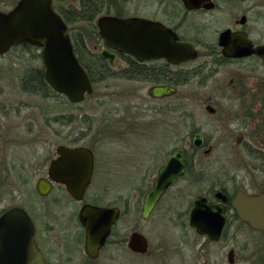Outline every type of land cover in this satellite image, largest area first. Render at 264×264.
<instances>
[{"label":"rangeland","instance_id":"374dc122","mask_svg":"<svg viewBox=\"0 0 264 264\" xmlns=\"http://www.w3.org/2000/svg\"><path fill=\"white\" fill-rule=\"evenodd\" d=\"M18 1L0 0V11L11 10ZM103 1L106 6L95 17L93 24L98 17L106 14L143 16L148 13L146 0ZM67 2L71 3L70 0ZM217 2L219 4L217 10L199 19L197 27L203 39L215 42L221 31L233 27L235 19L239 20L241 16H245L246 23L243 28L250 38L264 42V0H217ZM73 5L76 6L77 3ZM69 32L80 33L92 51L100 50L96 29L89 24L74 22L69 26ZM94 47L97 48L93 49ZM38 56V50L28 51L24 47L6 54L0 59V81L7 86L13 85L18 83L16 78L22 70L41 68L42 60ZM122 64L117 62L116 65ZM230 68L222 67V75L217 77V81L227 83L229 79L224 73L230 72ZM248 75V81L255 83L256 73ZM196 82L197 80H194L180 88L179 95L207 97L209 90L199 88ZM148 86L145 82H128L121 78L108 77L94 84L93 92L79 104H72L61 95L50 99L23 95L24 113L39 116V144L38 146L36 144L37 151L34 153L29 151L32 145L31 134L27 133L24 125L22 126L24 140L22 154L26 163L28 162L26 159L29 160V166L32 158L36 157L40 163H43L53 146L67 144V134L71 132L72 139L82 138L83 141L79 145L92 146L97 156L96 180L90 187L89 194L92 195H89L87 200L98 205L116 204L118 200L122 202L123 199L129 198L135 200L134 213L128 214L126 210L108 236L99 258L93 261L85 256L82 244L73 248L71 237L66 235L68 231H73L71 236L80 231L78 222L73 218L74 212H78L79 209L77 204L70 203L68 196L60 187L55 188L49 197L40 199L38 213L42 220L40 230L46 231L48 229L46 222L52 221L53 218L55 225L66 228V238L60 240L56 236V242L64 252L63 258L62 256L59 258L60 264H197L204 259L203 255L209 259V264H217L215 259L218 261L219 257L226 258L228 249L224 247L223 242L218 245L205 243L196 237L183 221L182 211L187 208L192 195L200 189H205L210 182L204 180L202 175L197 176L198 179L193 181L195 185L189 184L190 176L183 179L164 196L147 220L141 217L142 200L148 189V178L150 174L156 172L162 161L163 156L160 159L158 149L166 146V150H172L177 142L174 140L179 137L180 131L184 135L185 144L193 140L192 136L187 135L192 123L189 117L191 107H186L187 114L184 113L181 126H177L175 122V112L152 115L148 109L149 105L158 108L162 105L159 102H148ZM26 105L29 109H26ZM198 106V110L194 113L200 122L211 123L214 119L209 116L205 105ZM236 115V119L232 118L225 123L232 130L236 125L234 122L240 120L241 113L237 112ZM53 116L56 117L55 121L49 119ZM218 118L219 115L215 119ZM155 126L156 128H152ZM223 130L222 128L220 133L208 138L215 149L209 156L199 152L197 170L216 165L221 168L222 174L219 176H223L225 168L229 176L236 181L235 185L244 182L250 190L257 181H260V177L255 171L257 163L251 160L254 154H249L244 143L248 141L255 144L258 128L253 125L243 137H240L239 132L236 131L226 135ZM23 196L25 203V200L29 199L25 189ZM237 230L243 232V238L247 239L249 244L257 245L259 238L257 234L244 227H238ZM133 232H139L147 239L148 250L145 254H135L128 249L127 242ZM237 257V263L240 264L241 254ZM225 264H227L226 260Z\"/></svg>","mask_w":264,"mask_h":264},{"label":"flooded vegetation","instance_id":"af4514ba","mask_svg":"<svg viewBox=\"0 0 264 264\" xmlns=\"http://www.w3.org/2000/svg\"><path fill=\"white\" fill-rule=\"evenodd\" d=\"M211 1L214 3V8L208 10L205 8H195L196 0H146V8L148 9L147 15H104L117 18H141L161 24L176 36V42L190 44L197 51L196 57L186 62L174 63L166 58H155L140 62L134 56L122 53L107 45L98 33V28L96 26L97 20L95 24L92 23V27L96 29L100 50L98 52L92 51L86 44L85 40H83L82 43L84 49H86L89 54H96L105 61L107 63V68L113 73L118 74L121 72H129L133 74V72L139 71L146 74L144 79L132 76V78L123 80L128 82H145L149 85L147 89L148 102H159L162 105V107L158 108L155 105L152 106L150 104L148 109L152 115H160L165 112H175V122L177 126H181L184 113L187 114L186 107H191L190 116H188L191 117L190 121H192V123L187 135L193 137L192 142L187 141L185 144L183 141L184 135H182V132L180 131L178 133L180 138L177 137V139L174 140L177 142L172 150H166V146H161L160 149H158V154L161 155L160 159L163 156L162 161L156 169V172L150 174V177L148 178V189L144 193V196L152 187L159 168L166 163L171 155L176 152H181L184 174L175 184L167 188L158 204L164 196L183 179L190 176L189 179L191 182L189 184L195 185V182L193 181H195L197 176L202 175L203 179L205 178L204 180H210V182L207 183L205 189H200L192 195V199L187 208L182 211L184 217L183 221H185L184 223H186V227L205 243L218 245L223 242L225 244L224 247L228 249L226 252V258L223 259V257H219L218 261L215 259V263L217 264H225V260L227 264H238L237 255L240 254V264H264V231L252 229L247 223L240 220L233 207V201L240 192L246 196H257L264 190V57L257 54L242 57H225L222 54V48L218 45L219 35L215 42H209L202 38L203 35H201L197 27L200 17H204L206 14L214 12L219 7L217 0ZM70 2L71 3L69 4L67 0H64V7L69 11L78 7H83L84 3H91L92 7L100 8L101 11L106 6L105 1L103 0H70ZM73 3H77V5H73ZM243 17L245 18L246 23V17L241 16L239 20H234L233 27L226 29H230L234 33L245 32L254 48L264 45V42L254 41L250 38L248 32L243 28L245 23L243 25L239 23ZM70 25L71 24H66V33L69 35L73 46L72 35L77 33L81 36V34L78 32H69ZM19 47L27 48L28 51L30 49L38 50L40 55L39 58L42 60L41 48L27 43L12 47L9 51L0 55V59L5 57L6 54L16 51ZM97 47H94L93 49H96ZM103 49L108 50L114 55L113 64H110L100 56V52ZM117 62L123 64L117 66ZM222 67H231L230 72H227L226 74L224 73V75H227L225 77H228L229 79L227 83L217 81V77L222 75ZM40 71H43L44 76L45 68L43 63L41 68L33 67L25 71L22 70L16 78L18 83L13 85L8 84L9 87L7 84L0 81V217L11 209H22L33 224L34 233L32 235V240L39 249L45 263L60 264L61 260H59V258L60 256L63 258L64 252L63 250L61 251L60 245L58 246L56 236H58L60 240L66 238V235L67 237H71V246L74 248L78 244H82L84 251L85 232L79 221V214L84 206L114 207L119 209V217L111 229L110 236L113 228L123 217L126 210L128 214L134 213L135 200L134 198H129L128 200L123 199L122 202L118 200L116 204L108 205H98L97 203L87 200L88 196L92 195V193L89 194L90 187L96 180V172L98 169L97 156L92 146L79 145L83 141L82 138L78 137V139H72L70 135L71 132L67 134L68 143L58 145L57 147L53 146V149L49 152V156L43 161V163H40L36 157L32 158L30 166L28 165V159H26V161H28L27 163L24 161L25 158L22 154L24 153L22 126L24 125L27 133L31 134L32 145L30 147L28 145V147L29 151L34 153L37 151V146L39 144V116L38 114L29 115V113H24L23 108L25 103L23 95L41 96L44 99L55 97V92L46 82L45 76V83L51 90H40L38 82ZM253 72L256 73L255 83L248 81V74H252ZM194 80H197L196 84L199 88L209 90L207 97H183L179 95V89L188 85L190 82H194ZM156 86H168L175 89V92L167 96L151 97L148 94V90ZM198 105H205L206 111L209 116L214 119V122H200L196 113H194V111L198 110ZM26 109H29L28 105H26ZM237 112L241 113V117H239L240 120L234 122L236 125L232 130L228 128L225 123L231 121L232 118L236 119ZM218 115L219 118L215 119ZM55 118L56 117L53 116L49 119L55 121ZM253 125L258 128V138L255 144L252 142L248 143L247 141L244 143V146L247 148L250 155L254 154V156L251 157V160L257 163L255 171L260 177V181H257L250 190L244 182L235 185L236 181L229 176L230 174L225 168L223 169V176H219L222 174L220 170L221 168L216 165H213L210 168L199 167L200 169L197 170L199 152H202V155L204 156H209L215 149L211 144V141L208 139L209 137L220 133L222 128L226 135H229L232 131H236L239 132L238 135L240 137H243L244 133L246 134L252 129ZM161 126L162 124L160 127ZM152 128H156V126ZM197 136L201 137L199 146L194 145V140ZM28 141L29 140H27V142ZM59 146L67 148L82 147L89 149L93 154L94 162L91 181L81 201L74 200L67 193L65 186L54 181L50 176L51 164L59 157L57 153V148ZM210 172H213V174ZM214 172L218 173L215 174ZM40 181L50 185V190L46 196H40L38 193L37 186ZM59 187L62 188L68 196V201L77 204L79 207L78 212H74L73 218L75 222H78V229L80 231L75 232L74 236H71L73 231H68L66 234V228L60 227L61 225H55L54 218L52 221L49 220L48 223L46 222V225H48L46 231L43 229L40 230V223L42 220L38 214L39 200L49 197L55 188ZM24 189L26 195L29 197L28 200H25V203L23 196ZM200 198L202 199L205 208L210 207L209 211H206L207 214L209 212L214 217H220L224 221L220 235L217 239L198 234L196 229L190 225L191 211L195 206V202ZM52 216H54V213ZM238 227H244L257 234L259 237L258 242L256 243L257 245L249 244L247 239L243 238V232H238ZM212 235L214 234L212 233ZM107 238L104 245L106 244ZM225 248H223V251ZM68 250L71 251L69 248ZM101 251L102 249L100 250V253ZM203 257L204 259L197 264H209V259L205 255H203Z\"/></svg>","mask_w":264,"mask_h":264},{"label":"water","instance_id":"95a60500","mask_svg":"<svg viewBox=\"0 0 264 264\" xmlns=\"http://www.w3.org/2000/svg\"><path fill=\"white\" fill-rule=\"evenodd\" d=\"M195 8H214L211 0H196ZM239 23L243 25V17ZM96 26L100 37L122 53L134 56L142 62L166 58L174 63L194 59L197 51L190 44L176 42V36L159 23L141 18H117L102 16ZM62 17L54 10L53 0H19L8 12L0 11V55L22 43L41 48L44 76L52 90L64 96L70 103L79 104L93 92V84L80 65ZM218 45L225 57H242L257 54L264 57V45L254 48L245 32H220ZM100 56L110 64L114 55L103 49ZM175 92L168 86H156L148 90L151 97L167 96ZM197 136L194 145L199 146ZM59 157L52 162L50 176L65 186L76 201L83 199L93 172V154L86 148H57ZM184 174L182 153L171 155L158 170L152 187L142 200L141 217L147 220L161 197ZM38 193L46 196L50 185L39 182ZM240 220L252 229L264 231V190L257 196L239 193L233 201ZM205 208L202 199L195 202L190 214V225L202 236L217 239L224 221L214 217ZM119 217L114 207L84 206L79 221L84 228V251L90 260L99 258L106 238ZM34 227L22 209H11L0 217V264H46L32 240ZM212 233L214 235H212ZM128 249L135 254H145L147 239L139 232L131 233Z\"/></svg>","mask_w":264,"mask_h":264},{"label":"trees","instance_id":"16d2710c","mask_svg":"<svg viewBox=\"0 0 264 264\" xmlns=\"http://www.w3.org/2000/svg\"><path fill=\"white\" fill-rule=\"evenodd\" d=\"M53 8L54 10L62 17L66 24H72L74 22H85L92 26V23L95 17L101 12L100 8L92 7L91 3H84L83 7H78L71 11L66 10L64 7V0H53ZM73 37V51L83 69L87 72L91 82L94 84L100 82V80L106 79L108 77H117L121 79H129L132 76L144 79L145 73L135 71L133 74L129 72H121V73H113L109 68H107V63L103 61L98 55L89 54L83 46V38L75 33L72 35ZM40 57V55L38 56ZM100 75V76H99ZM101 77V78H100ZM39 86L40 90L44 91L46 89H50L48 85H46L43 71H40L39 74ZM51 90V89H50ZM55 96H60L55 93Z\"/></svg>","mask_w":264,"mask_h":264}]
</instances>
